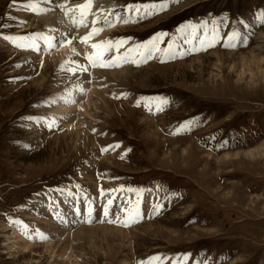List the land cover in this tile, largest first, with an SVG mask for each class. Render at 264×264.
Here are the masks:
<instances>
[{
	"label": "rangeland",
	"instance_id": "374dc122",
	"mask_svg": "<svg viewBox=\"0 0 264 264\" xmlns=\"http://www.w3.org/2000/svg\"><path fill=\"white\" fill-rule=\"evenodd\" d=\"M25 2L0 0V226L26 224L61 243L56 256H12L0 229V264H264V0H95L103 30L64 46L42 21L23 20ZM70 9L60 16L85 34ZM231 32L240 38L229 43ZM45 36L56 38L47 51ZM153 41L161 51L136 55ZM94 51L112 66L88 67L98 84H72L90 124L77 106L70 116L83 134L49 130L47 107L70 75L61 65H88ZM65 242L71 262L59 257Z\"/></svg>",
	"mask_w": 264,
	"mask_h": 264
},
{
	"label": "bare ground",
	"instance_id": "6f19581e",
	"mask_svg": "<svg viewBox=\"0 0 264 264\" xmlns=\"http://www.w3.org/2000/svg\"><path fill=\"white\" fill-rule=\"evenodd\" d=\"M77 1L78 0H71L72 3L68 2L67 5H66L67 8L70 9V8L76 6L78 3H81V2H77ZM37 2L39 3V7L44 10V11L41 12L42 15H40L39 17H36V15L33 14L32 11H30V14L25 15V13H24L25 11H22L23 12L22 13L20 10H17L18 12H20L21 14H23V17H24V19L22 18L23 20L30 18L33 21H40V22L42 21L43 24H44V28L49 29L54 34H60L61 35L63 33V34H67V35H70V36H76V35L82 36V35H84V29L82 30L83 32L82 31L75 32V31H73L74 29H71L72 27L71 28L68 27L69 24L67 25L64 22L63 18L60 16L61 15L60 14V8L56 6V4H57L56 2L43 3V2H40L38 0H37ZM63 3H65V0H63L62 3H59L58 2V4H63ZM101 6L102 5H100L99 3L93 4V7H92V10L91 11H93L92 13H96V17H98L99 13L102 11L101 10ZM92 19H93V16H92L91 13H89L88 16H87V24H88L87 27L89 28L87 30V32L90 31L91 28H92V26H90L92 24H89ZM87 27L82 26V28H87ZM27 28H25V29H27ZM76 41L80 42L79 40H74L73 43H75ZM28 57H30L31 60L30 59L29 60L32 63H35L36 61L39 60L38 59V56H35L34 55L33 51H31V54H29ZM62 57L63 56H61V58ZM56 58H60V56L57 55V56H55V58L53 57L52 59L55 60ZM28 69H29V67H28ZM87 71H89V70H87ZM86 73L87 72H79L78 71L77 74H76V76H73L71 80L68 79V77H69V75H68V77H66V79H64L62 81V83H60L64 87V89H65V87L67 89L63 92L64 94L62 93L63 96L56 95V99L54 100L55 101L54 102V105L50 104L47 107V111L49 113L51 112V116L52 117H50L49 119H46V121H47L46 122V125L48 124V122L54 120L56 123L66 124V126H69V127H75V130H73V131H75L74 133L76 135H80L82 133V131H80V129H78V126L79 125L76 124V121L79 118H81V121L83 123L87 122L88 124H90V121H88V119L86 117V116H90V112L86 110V108H85L84 105L78 104V102H80L79 99H80V95L81 94L79 93V91L81 89H80V87H78L80 90L79 89L76 90V87L75 86L72 87V84L75 85L77 83L80 84V83L84 82V84L81 85V88H82V87L85 86V84H87V82L92 81L93 79L96 81V82L94 81V83L95 84H98V81L96 80L95 75H92V74L86 75ZM77 76L79 77V79L76 78ZM61 85H60V87H61ZM77 86H80V85H77ZM93 94H95L96 96L98 95L100 99H103V97H104V93L102 91L97 92V90H96V91H93ZM61 97L74 100L75 102L65 103L61 99ZM96 102L94 103L95 104V107H97L96 106ZM77 106L81 107V109H82L81 113L79 112L81 114V116L79 118H77V117L76 118H73L72 116H70V114L76 113L75 108ZM90 117H92V116H90ZM76 125H78V126H76ZM84 128L85 127H83V129ZM83 132H85V131H83ZM32 135H35V134H32ZM252 151H255V150H252ZM252 151L250 150L248 152H245L244 153V156L252 157V155H251ZM0 229L6 230V231L10 232L9 234H7L5 236L6 238L4 237V239H5V242H6L5 243V246L9 249V252L8 253H10V255H12V256H13V254H14V256L15 255H19V254H21L23 256L25 254L26 255L27 254L29 255L32 251H35V249H39V248H41L43 252L48 253L49 255L52 254V255H55L56 256L58 246L61 243L59 240H58V243H57L55 237L52 234L47 233V232H44L42 230H36V231L31 230L30 227L28 225H26V224H17L16 222H13V223H10V224L7 223L4 226H0ZM42 236H46L48 239H42L41 238ZM51 238L55 239V241H56L55 244H53V242H49L51 240ZM52 241H54V240H52ZM65 243L66 244H64L65 245L64 247L61 246V247H63V253L59 257L60 258H63V261L64 260L65 261L66 260L67 261H70L71 258H72V249H71V246L68 245V242H65ZM61 247H59V248H61ZM35 253H31L30 255H32V257L33 256H36L37 253L36 254ZM31 261H34V263H35V260H31Z\"/></svg>",
	"mask_w": 264,
	"mask_h": 264
},
{
	"label": "snow or ice",
	"instance_id": "6c2138e0",
	"mask_svg": "<svg viewBox=\"0 0 264 264\" xmlns=\"http://www.w3.org/2000/svg\"><path fill=\"white\" fill-rule=\"evenodd\" d=\"M13 2H15V0H13ZM45 3H50L51 0H44ZM69 2V0H65V3L63 4H59L57 5V7H59L61 9V11L64 12L65 16L68 15V12L69 11H73V9H69L67 8V3ZM95 0H83L82 3H78L76 5V9L75 10H78L79 11V21H77L76 19H73L72 20V24L74 27H80L81 25H83L84 27H87L88 24H87V16L89 13L92 14L93 16V19L91 20V24H92V28L90 31L86 32L84 35L80 36L78 39L80 42L82 43H85L87 44V41L95 34H97L98 32L102 31L103 30V25L100 24L98 18L96 17V13H92V7H93V4H94ZM24 7L30 11L33 12V14L35 15H39L41 14L42 11H44L43 9H41L39 7V3L37 2V0H26L25 4H24ZM147 8V6H145ZM164 8V5L162 4L161 5V9ZM101 10H102V6H101ZM129 11H131V6H129ZM110 14H113V13H110ZM153 13L151 12H147L145 11L144 15H152ZM136 15L137 17L140 16V9L137 7L136 9ZM261 16H264V13L261 14ZM257 19H261V17H257ZM125 23L127 22V20L125 19L124 21ZM104 24L108 25V26H111L112 24V21H110L107 17H105L104 19ZM42 34L40 33H32V36L33 37H39L41 36ZM160 35H163L162 33ZM240 38V34L237 33V32H231L228 34V40H229V43L231 42L232 39H239ZM3 39L9 41V42H12L14 44V46H17V47H22V48H29L33 51H36V52H39L40 51V45L38 43H36L35 41L31 42V43H23V44H16L15 41L16 40H27V37H12V36H3ZM45 41H46V44H45V51H47V49L49 47H55V44L52 43V41H54L56 38L55 37H47L45 36L44 37ZM77 37L76 36H70V35H67V34H61V38L60 40L58 41V43L60 44V46H64L66 44H72V42L74 40H76ZM246 39V38H245ZM123 44V41H118L117 44H116V47H117V54L119 55V52H118V49L119 47ZM209 46H211V44H209ZM92 49L93 50H97V49H102L105 47V45H102V44H92L91 45ZM112 45L109 44L108 45V48L111 49ZM128 51H132L131 49H129ZM157 51H161V49L158 48L157 44L155 43V41L152 42L151 46H145L142 50H137L136 52V55L139 56L140 58H151V56L153 55V53L157 52ZM165 51L166 54H168V52L170 51V48L169 49H165L163 50ZM99 55L100 57H103L104 56V53L103 52H100V53H96L95 51L93 52V55H90V56H86L85 59L89 62L88 65H80L78 63H76L75 61H68L66 62L67 64V67H65L64 65H61V71H66L68 73H70L68 79L71 80L73 76H76L77 72H87L88 70V67L91 66V67H106V66H112V64H109V63H99L98 64V60L95 59L94 57ZM113 62H115V58H113ZM133 62H136L135 60ZM74 65V66H72ZM115 66H119V64H115ZM77 79H79V77L77 76L76 77ZM82 91V90H81ZM121 95H126V94H121ZM61 99L65 102V103H69V102H75L74 100H71V99H68V98H64V97H61ZM55 102V101H53ZM164 103H166L167 101H163ZM147 107V105H146ZM31 119V118H29ZM56 122L54 120L48 122L47 124V127L49 130L52 129L53 125L55 124ZM93 131H95L93 129ZM118 146V145H117ZM104 151H106V149L102 148L101 149V152L103 153ZM104 194V190L101 189V196H103ZM112 204V200H109L108 201V205L110 206ZM109 206H105L104 207V213L105 215L108 214L109 212ZM157 210H158V207H157ZM122 211H127V209H122ZM110 223H112L113 221H109ZM122 226H125L127 227L128 226V222L125 221L123 222ZM42 239H47L46 236H42L41 237ZM154 261H158L159 258L158 257H153L152 258ZM138 264H144L143 261H140L138 262Z\"/></svg>",
	"mask_w": 264,
	"mask_h": 264
}]
</instances>
